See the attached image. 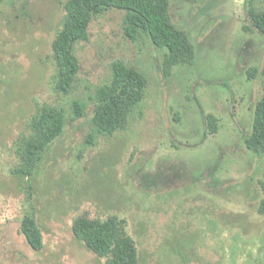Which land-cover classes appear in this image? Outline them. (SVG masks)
<instances>
[{"label": "rangeland", "instance_id": "obj_1", "mask_svg": "<svg viewBox=\"0 0 264 264\" xmlns=\"http://www.w3.org/2000/svg\"><path fill=\"white\" fill-rule=\"evenodd\" d=\"M63 2L0 0V264H106L71 227L80 216L110 215L125 221L141 264H251L264 226L254 210L264 197V155L243 139L262 94L264 37L243 28L247 9L264 11V0H170L195 59L165 75L164 52L144 35L126 39L124 14L107 11L76 47L80 70L69 95L53 90L49 58ZM114 61L142 72L147 88L128 127L104 136L92 128V97ZM253 67L260 75L249 79ZM73 101L85 104V117L73 120ZM36 104L63 109L67 127L20 184L9 173L14 143ZM208 114L218 119L216 135L205 132ZM26 213L41 227L40 251L19 234Z\"/></svg>", "mask_w": 264, "mask_h": 264}, {"label": "trees", "instance_id": "obj_2", "mask_svg": "<svg viewBox=\"0 0 264 264\" xmlns=\"http://www.w3.org/2000/svg\"><path fill=\"white\" fill-rule=\"evenodd\" d=\"M61 7L64 13L61 27L51 40L49 55L54 72L53 90L58 93L69 95L74 89L80 70L76 47L88 41L91 23L107 11L124 14L122 29L126 39L135 42L140 35H144L152 47L164 52V75L175 67L190 66L194 62L195 49L188 33L171 20L170 0H64ZM247 21L244 31L264 37V11L250 6ZM110 69L108 82L94 91L92 100L95 105L90 115L94 133L104 136H113L128 127L147 88L144 74L124 62L114 61ZM261 74L264 76V69ZM247 75L249 79L258 78L260 71L253 67ZM70 108L73 120L87 115L85 104L79 101H73ZM203 120L205 132L216 135L218 119L208 114ZM66 124L63 109L36 104L28 119L26 132L14 143L16 164L10 168V175L20 184L32 180L47 150L64 135ZM92 140L93 134H90L86 142L92 144ZM243 141L248 151L264 155V78L262 94L253 104L249 131ZM254 210L264 217V197L255 204ZM71 231L74 238L89 251L99 258H106V264H141L136 242L126 233L125 221L116 215L104 220L80 216L73 221ZM19 234L31 250L40 251L43 248L41 227L35 213L23 215ZM255 243L250 247L251 250L253 246L257 247L251 264H264V226L257 229Z\"/></svg>", "mask_w": 264, "mask_h": 264}]
</instances>
